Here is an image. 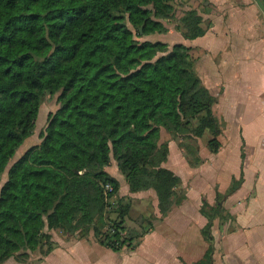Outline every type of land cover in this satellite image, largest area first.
Here are the masks:
<instances>
[{
	"label": "trees",
	"instance_id": "trees-1",
	"mask_svg": "<svg viewBox=\"0 0 264 264\" xmlns=\"http://www.w3.org/2000/svg\"><path fill=\"white\" fill-rule=\"evenodd\" d=\"M178 1L0 0V174L34 132L46 96L58 101L42 142L10 166L1 187L0 261L49 243L54 229L98 236L105 225L101 182L119 194V181L106 170L112 159L131 192L156 191L162 216L186 199L176 190L180 176L163 165L169 145L160 131L181 137L192 155L190 142L209 132V150L218 152L217 98L197 72L192 47L140 39L165 31ZM202 24L191 9L178 28L194 39L206 33ZM201 161L198 153L190 160ZM242 181L234 178L214 204L203 201L209 246L195 264H214V220L232 219L221 201ZM120 200L117 216L126 227L132 204ZM129 232L133 249L140 233Z\"/></svg>",
	"mask_w": 264,
	"mask_h": 264
},
{
	"label": "crops",
	"instance_id": "crops-1",
	"mask_svg": "<svg viewBox=\"0 0 264 264\" xmlns=\"http://www.w3.org/2000/svg\"><path fill=\"white\" fill-rule=\"evenodd\" d=\"M191 9L207 27L194 39L178 28ZM164 24L165 31L147 40L192 47L197 72L217 98L213 111L222 126L218 152H210L208 138L194 140L202 159L197 165L178 139L160 131V142L169 145L163 165L180 176L176 190L186 199L162 216L156 191L131 192L113 159L106 170L119 181V196L132 204L125 224L140 233L135 248L107 247L93 230L54 229L50 246L16 252L0 264H195L209 246L202 234L208 222L203 201L214 204L240 177L241 185L221 201L232 219L214 220V264H264V0H179ZM140 217L145 220L138 222Z\"/></svg>",
	"mask_w": 264,
	"mask_h": 264
},
{
	"label": "built area",
	"instance_id": "built-area-1",
	"mask_svg": "<svg viewBox=\"0 0 264 264\" xmlns=\"http://www.w3.org/2000/svg\"><path fill=\"white\" fill-rule=\"evenodd\" d=\"M104 200V220L105 225L99 229L98 239L110 248H126L127 237L130 235L129 228L120 224L117 216L119 209L120 196L115 193L114 185L109 182H101Z\"/></svg>",
	"mask_w": 264,
	"mask_h": 264
},
{
	"label": "rangeland",
	"instance_id": "rangeland-1",
	"mask_svg": "<svg viewBox=\"0 0 264 264\" xmlns=\"http://www.w3.org/2000/svg\"><path fill=\"white\" fill-rule=\"evenodd\" d=\"M153 34V33H151ZM148 34V35H151ZM150 38H155L153 36H151ZM147 37V35H144L142 37H140L141 40H147L150 39ZM172 45V44H171ZM58 107V101H57V95H47L44 102L41 104L40 107V111H39V115L38 118L36 120V126L34 129V132L26 138V140L24 141V143L18 148V150L16 151L14 157L12 158L11 162L9 163L8 167L0 174V190L1 187L4 185V183L7 181L8 179V171L10 169V166L17 161L20 157H22L24 155V153L31 147L38 145L42 142L43 138H42V133L45 131V128L48 124L49 121V114L50 112H54L56 111ZM206 137V138H205ZM209 138V132H207L205 134V136L202 138L203 141ZM180 140H182V138H179ZM178 139V140H179ZM191 146L194 147L195 149V155L197 154L196 152V145L193 144L194 140H192L191 142ZM190 152H192L191 149H187ZM195 155L191 154V158H195ZM113 160V159H112ZM114 168L111 167V170H113ZM130 218H127V221L129 222Z\"/></svg>",
	"mask_w": 264,
	"mask_h": 264
}]
</instances>
